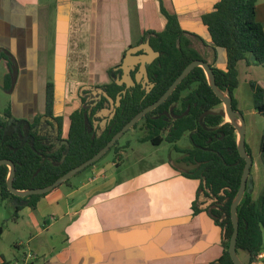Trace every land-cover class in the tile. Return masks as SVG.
Instances as JSON below:
<instances>
[{
    "label": "crops",
    "instance_id": "crops-1",
    "mask_svg": "<svg viewBox=\"0 0 264 264\" xmlns=\"http://www.w3.org/2000/svg\"><path fill=\"white\" fill-rule=\"evenodd\" d=\"M219 1L0 0L3 77L7 70L1 54L9 57L11 54L18 66L11 93L14 102L11 108L5 109L12 116L6 117L4 111L3 120L13 118L15 121L10 122L17 125L19 121L32 123L39 116L46 131L52 132L47 126L49 123L55 126L56 133L57 127L52 123L59 117L61 138L67 140L70 116L81 108L76 98L67 99L68 84L76 82L74 77L69 78L73 72L67 73V70L88 67L94 78L89 86L109 84L106 71L118 64L146 31L165 30L167 19L162 6L177 15L182 30L189 34L204 60L224 70L226 53L214 48L202 21ZM133 12L139 23V35H135ZM256 20L264 27V0H258ZM51 37H54L53 46ZM84 53L88 55V63L72 61L73 54ZM51 65L54 78L49 80ZM253 67L238 64L239 85L234 97L238 110L245 116L247 111L252 121H246L245 141L250 150L256 148V157L252 152L254 188L251 195L257 201L264 191V166L260 156L264 118L254 110L250 84L241 81V73ZM48 81L56 84L53 117L44 115ZM2 86L4 89V81ZM108 113L102 111L99 118ZM187 138L188 133L173 144L168 161L137 173H124L126 167H121V162L112 154L76 182L71 179L69 186L45 195L35 210L25 207L19 219H28L22 226L32 234L24 252H20L24 243L16 245L18 251L13 252L10 264H220L224 230L208 212L213 200L200 190V180L188 176L196 166L187 162L181 151L191 148L190 140L189 147L178 145ZM127 143L131 145L130 141L121 145ZM163 143L153 145L160 147ZM126 150L121 154L129 159ZM9 201L14 207L15 203ZM194 203L199 212L194 211ZM19 221L17 224L21 226ZM261 253L264 254V234ZM238 256L248 259L243 251ZM1 263L9 264V261L0 255ZM251 264H264V258Z\"/></svg>",
    "mask_w": 264,
    "mask_h": 264
},
{
    "label": "trees",
    "instance_id": "trees-1",
    "mask_svg": "<svg viewBox=\"0 0 264 264\" xmlns=\"http://www.w3.org/2000/svg\"><path fill=\"white\" fill-rule=\"evenodd\" d=\"M257 3L258 0H220L210 13L202 17L212 45L226 53L227 66L224 70L211 64L210 66L215 74L217 86L223 91H228L236 111H239L234 97V91L239 85L238 64L242 62L247 66L264 68V27L256 20ZM161 10L167 19L165 30L146 31L141 40L149 39L151 46L160 53L148 69L154 87L150 93H146L141 85L129 90L123 97L116 116L100 136L92 124L95 110L89 107L86 100L82 107L70 116L67 139L69 147L63 145L56 150L48 143L49 139L45 135L33 131L39 125V116L32 123L25 121L23 124L19 121L21 125L28 126V132L24 131V127L19 128L16 123H11L10 127L14 126L16 131L6 133V122L0 119V160L8 159L15 164L13 185L17 190L47 187L71 169L89 160L140 111L158 101L190 63L204 60L193 46L189 34L182 30L177 15L169 13L163 6ZM251 56L254 61H251ZM1 60L7 70L4 90L11 94L15 87L18 66L11 54L10 57L6 53L1 54ZM104 88H107L113 99L124 89L115 82ZM250 88L254 110L264 117V88L255 82L250 83ZM55 99L56 84L48 81L45 116H54ZM221 105L222 101L209 86L204 70L195 68L164 104L148 113L133 129H138L141 125L147 134L140 141H149L154 145L163 142L175 144L189 134L191 148L181 152L186 154V161L196 168L188 176L200 180V190L205 192L207 198L215 200L208 212L225 231L224 253L220 264H234L228 251L233 234L231 204L239 190L246 161L237 149L236 129L223 117H205V125L216 128L214 131H207L200 125V117L204 112ZM5 115L11 117L12 113L7 109ZM54 120L59 125L60 140L62 119L58 117ZM164 133L166 136H163ZM129 146V143L122 146L119 140L109 152H112L119 163L123 158L121 151ZM246 150L252 157L247 145ZM260 156L264 166V134L260 144ZM8 175L9 168L0 166V200H11L15 203L12 220L17 221L25 207L35 210L38 201L47 194L29 198L17 197L8 190ZM70 182L71 179L60 187L69 186ZM245 196L238 208L237 252H249L251 264L258 260V255L263 251L264 191L257 201L251 193ZM194 211L199 212L197 203H194ZM3 230V224L0 223V237Z\"/></svg>",
    "mask_w": 264,
    "mask_h": 264
},
{
    "label": "water",
    "instance_id": "water-1",
    "mask_svg": "<svg viewBox=\"0 0 264 264\" xmlns=\"http://www.w3.org/2000/svg\"><path fill=\"white\" fill-rule=\"evenodd\" d=\"M143 51V54L137 55L138 52ZM160 56L159 52H156L152 46L150 45L149 40H146L144 44L139 46L132 47L127 50L123 62L120 66V69L123 72V79L117 82V85L122 86L123 84L126 85V89L119 94L116 99H113L107 93H103L102 90L99 89L100 93H103V96L107 98L109 104L111 105L110 109H103L105 113L111 112V118L116 114L117 108L121 106V101L123 97L127 94V91L130 87H135L136 85H142V87H146V92L150 93L154 84L150 82V77L148 74V67L154 62L156 58ZM254 57L251 56V61H254ZM136 66H139V70L136 72L135 77L132 76V72L136 70ZM195 68H202L206 74L209 86L213 90V92L219 97L222 101V107H218L214 110H208L204 112L200 117V125L207 131H214L216 128H209L205 125L204 119L208 115H220L225 120L228 121L237 132V149L240 156L245 159L246 164L244 167V171L241 178V184L239 190L231 204V219L233 223V234L231 236L229 242V254L231 256L232 261L234 264H249L250 263V254L247 251H243L248 255V259L242 260L238 256L237 252V240L239 234V217H238V208L242 200L246 197L245 194L252 193V189L254 188L251 176V168L253 165V157L248 154L246 150V121L244 115L240 111H236L233 108L232 98L229 95L228 91H223L220 89L216 84L215 74L210 66V64L204 60H196L190 63L183 72L179 75V77L173 82V84L168 88V90L163 94V96L156 101L155 103L147 106L142 111H140L135 117H133L98 153H96L93 157L89 160L85 161L81 165L71 169L61 177H59L53 184L38 189L32 190H17L14 185V177L16 174V166L15 164L8 160L3 159L0 160V166L4 165L9 168V175L7 178V187L8 190L15 196L21 198H29L33 195H45L53 191L55 188L60 187L74 176L79 174L80 172L84 171L88 167L92 166L93 164L99 162L109 151L113 148L116 143L126 134L128 131L134 128V126L139 123L148 113L154 111L162 104H164L168 98L173 94V92L177 89V87L183 82V80L195 69ZM101 99V96L99 97ZM101 117V114L98 115ZM49 119V118H48ZM51 121L52 118L50 119ZM15 121L13 118L9 119V122ZM10 122V123H11ZM30 123V122H28ZM95 127L99 124V121H95ZM108 121L103 120L102 125L106 128ZM58 128V124L54 123ZM19 128H21V123L17 124ZM33 131H37V128H34ZM40 135V132H38ZM101 134H99L100 136ZM28 137H26L27 139ZM65 145L69 147L68 141L63 140L61 146ZM225 233V231H224Z\"/></svg>",
    "mask_w": 264,
    "mask_h": 264
},
{
    "label": "rangeland",
    "instance_id": "rangeland-1",
    "mask_svg": "<svg viewBox=\"0 0 264 264\" xmlns=\"http://www.w3.org/2000/svg\"><path fill=\"white\" fill-rule=\"evenodd\" d=\"M133 27L134 31L136 32L135 35H139L140 28L139 23L136 17V14L133 12ZM134 32V33H135ZM51 44L53 46L54 44V37H51ZM50 44V47H51ZM204 47V46H202ZM204 50H208L204 47ZM206 53V52H205ZM84 55V56H83ZM83 55H74L71 57L72 61H79V62H85L88 59V55L84 53ZM206 55V54H205ZM88 63V61H87ZM82 64V63H81ZM80 64V66H81ZM80 71L76 69L70 68L67 70V73L73 72L69 78L76 80L75 83H69L67 94L69 100L72 101L73 98H76V100L79 102L78 104L83 105L85 102L87 96L89 95L87 92L89 90V81L92 78V75L90 76L89 70L90 68H78ZM3 72L4 68H0V119H3L4 117V111L7 107L11 108V104L14 102V97L9 92L5 91L3 89ZM95 72V71H94ZM82 73L83 76L79 77L77 74ZM92 73V72H91ZM242 83L249 85L251 82H255L259 84L261 87H264V68L259 66H254L252 69L247 70V72H242ZM54 78V72L52 69V65L49 72V80H52ZM77 78L79 80H77ZM88 83V84H87ZM247 91V90H246ZM246 91L244 93V97L246 95ZM250 93V91L248 90ZM73 94V95H72ZM82 95L83 99H79V96ZM251 105V104H250ZM223 105H221L222 107ZM245 121L248 123L252 122L250 119L249 114L246 111V116L244 115ZM264 118V117H263ZM228 121V119H226ZM96 130L98 133H100V130L98 129V125L96 126ZM264 131V130H263ZM147 131L143 130L141 128V125H139L138 129H131L126 134L123 135V137L120 139V143H126L130 141L131 145L127 148V153L129 155V159L123 158V160H120L121 167H126L124 170V173H137L141 170H145L148 168H151L157 164H160L162 162H166L170 158V154L173 149V144H169L167 142H164L160 147L154 146L151 144V142H139V138L144 137L147 133ZM259 144V143H258ZM180 147L184 145V148L189 147V138L185 139V142L180 141L178 144ZM253 156L256 157V148L254 147L253 150ZM185 154V153H184ZM186 155V154H185ZM112 157V152H108L104 158H102L100 161H104L108 158ZM99 164V163H98ZM90 169V168H89ZM85 170L84 172H80L76 176H74L72 179L74 182H76L80 177H84L89 170ZM13 206L11 205L10 201L0 202V223L3 224V234L0 237V255H2L7 261L14 259L13 252L18 251V248H16V245L18 243H24L25 245L20 248V252H24V250L27 248L26 244L28 243L30 237H31V231L22 226L24 223L27 222V218H24L23 220H12V216L14 214ZM19 221V224L21 226H18L17 222Z\"/></svg>",
    "mask_w": 264,
    "mask_h": 264
},
{
    "label": "flooded vegetation",
    "instance_id": "flooded-vegetation-1",
    "mask_svg": "<svg viewBox=\"0 0 264 264\" xmlns=\"http://www.w3.org/2000/svg\"><path fill=\"white\" fill-rule=\"evenodd\" d=\"M146 40H149V39H147L146 38ZM146 40L145 41H140L137 45H134V46H132V47H135V46H139V45H141V44H144L145 42H146ZM149 42H150V40H149ZM151 45V44H150ZM132 47H130V48H132ZM129 48V49H130ZM153 48V47H152ZM154 49V48H153ZM155 50V49H154ZM156 51V50H155ZM127 52V51H126ZM157 52V51H156ZM126 54V53H125ZM141 54H143V51H140V52H138L137 53V55H141ZM124 57H125V55L123 56V59H124ZM123 59L118 63V64H116L115 66H113V67H111L110 68V70L112 71V72H110V70H108V71H106V74H107V79L109 80V84H102V85H95V86H88L89 87V90H88V96H87V98H90L89 100H87V103H88V105H89V107L93 110H95V114H94V119H93V121H92V124H93V126H94V128L96 129V127H95V121H99V124H98V129L100 130V133H98V135L99 134H101L107 127H108V125L111 123V121L114 119V117L116 116V114L111 118V112H109L107 115H105L104 117H102V118H99V117H97L96 115L97 114H100L101 112H102V110L103 109H110L111 110V105L109 104V102H108V100H107V98L106 97H104L103 96V93H109L108 91H107V88H104V87H106L107 85H110L112 82H115L116 84H117V82L118 81H121L122 79H123V72H122V70L120 69V66H121V64H122V62H123ZM157 60V58L154 60V62ZM153 62V63H154ZM152 63V64H153ZM151 64V65H152ZM150 65V66H151ZM149 66V67H150ZM149 67H148V69H149ZM139 70V66H136V70L134 71V72H132V76L133 77H135V74H136V72ZM148 74H149V72H148ZM150 75V74H149ZM150 77V76H149ZM150 82H151V77H150ZM152 83V82H151ZM139 85V84H138ZM119 86V85H118ZM137 86V85H136ZM135 86V87H136ZM142 86V85H141ZM121 87H124V89L119 93V94H122V92L126 89V85L125 84H123ZM135 87H130L129 89H128V91L129 90H131V89H133V88H135ZM142 88H144V87H142ZM99 89L100 90H102L103 91V93H100L99 92ZM145 89V91L147 90L146 89V87L144 88ZM153 89V88H152ZM127 91V92H128ZM151 92V91H150ZM147 93V92H146ZM118 94V95H119ZM109 95V94H108ZM117 95V96H118ZM101 96V99L99 98ZM110 96V95H109ZM116 96V97H117ZM126 96V95H125ZM124 96V97H125ZM81 97H83V96H81ZM83 99V98H82ZM116 99V98H115ZM87 105V106H88ZM118 109V108H117ZM117 113V112H116ZM103 120H107L108 121V123H107V126H106V128H104L103 127V125L101 124L102 123V121ZM6 122V133H10V131L12 130V131H16L15 130V128H14V126L13 127H10V122L9 121H5ZM42 121L40 120V122H39V125L36 127L37 128V131L38 132H40V135H45L49 140V142L48 143H51L52 144V146H53V148L56 150L57 149V146H61V143H62V141H63V139L61 138L60 140L58 139V137H59V132H58V128H57V132L55 133V130H56V128H55V126H51V125H49V123H47V126H50L51 127V130H52V132L50 133L49 131H46V129L44 128V125H42V123H41ZM54 123H57L56 121H54L52 124L54 125ZM58 124V123H57ZM22 127H24V131L25 132H28L29 131V128H28V126H25V125H21ZM59 126V125H58ZM61 147H63V146H61ZM60 149V148H59ZM211 200H213V203H214V199H211ZM212 203V204H213ZM211 204V205H212Z\"/></svg>",
    "mask_w": 264,
    "mask_h": 264
},
{
    "label": "built area",
    "instance_id": "built-area-1",
    "mask_svg": "<svg viewBox=\"0 0 264 264\" xmlns=\"http://www.w3.org/2000/svg\"><path fill=\"white\" fill-rule=\"evenodd\" d=\"M263 258H264V254L261 253L258 255V260L263 259ZM1 264H5V263H1Z\"/></svg>",
    "mask_w": 264,
    "mask_h": 264
}]
</instances>
